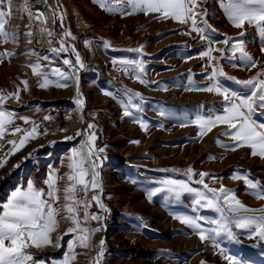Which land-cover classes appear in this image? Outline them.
<instances>
[{
    "label": "rangeland",
    "instance_id": "1",
    "mask_svg": "<svg viewBox=\"0 0 264 264\" xmlns=\"http://www.w3.org/2000/svg\"><path fill=\"white\" fill-rule=\"evenodd\" d=\"M53 1L51 5V0H12L13 13L6 30L17 32L18 39L0 43V53H14L0 62V92L9 96L0 110L13 113L12 122L5 125L7 131L0 138V161L6 160L0 167V205L16 188H26L29 181L47 192L50 173L57 177L60 196L55 204L61 211L57 217L59 226L51 234L53 242L41 248H27L25 251L33 256L27 264H62L72 252L75 259L71 264H96L101 240L105 243L100 264H228L220 248L242 264H264V241L250 238L236 228L233 231L239 242L223 236L201 240L198 230L177 218L203 217L199 222L204 229L215 227L208 221L219 219L220 214L196 205L195 193L177 195L165 190L151 201L148 199L150 190L165 187L162 181L177 180L209 197L212 194L208 188L223 186L248 208H264V199L257 198L243 179L233 178L248 175L264 187V158L251 155L248 146L231 150L234 141L225 135L232 131L227 125L218 124L202 135L196 123L200 118L223 115L227 106L221 95L204 88L218 82L229 91L250 93V89L225 76L213 80L208 76L217 64L226 76L241 81L264 69V38L257 27L245 22L243 28H236L228 20L221 0H198V11L206 16L196 18L207 19L215 29L206 33L214 41L211 47L222 50H214L216 60L209 61L201 56L208 41L192 31L190 23L158 19L157 13L128 14L126 0H120L125 6L124 14L110 13L93 0ZM106 2L115 4L117 0ZM25 3L32 17L42 13L46 22L22 11ZM41 29L54 35L50 37ZM29 31L31 37L26 35ZM66 31L75 39L65 36ZM241 32L245 33L243 37ZM227 37L243 40L245 50L258 66L248 68L239 52L234 57L230 46L234 41H229V45L222 42ZM61 42L68 51H51L59 49ZM105 43L110 46L105 47ZM141 48L140 52L130 51ZM77 53L83 67L77 63ZM44 56L48 59H42ZM65 59L71 64H64ZM125 61L142 62L143 71ZM36 62L41 64L42 75L34 74L30 67ZM56 68L70 78L62 80L51 71ZM45 75L53 83L39 87ZM23 81H27V87ZM56 81L66 86L58 87ZM17 91L19 99L12 98L10 94ZM106 91L113 96L105 95ZM132 93L143 96V101L132 100L140 103L143 111L129 107L133 113L129 117L124 112ZM77 99H82L83 105H78ZM55 115L60 118L58 122ZM136 118L148 125L147 130L134 122ZM252 119L264 123V109L257 108ZM90 124L94 126L91 129ZM34 126L33 137L9 155L13 145L8 141L18 144ZM16 128L22 131L15 132ZM93 132L95 149H103L99 153L100 167L96 169L101 188H90V208L99 220L91 226L79 219L84 228L100 230L90 232L89 247H83L78 237L84 233L68 232L74 225L66 219L69 214L63 205L65 188L71 183L67 177L72 171L69 164L73 149L86 152V142ZM88 167L86 163L85 168ZM189 168L196 175H185ZM200 173L209 174L203 178L204 184L197 182ZM86 180H92L91 171ZM94 196H99L106 211L92 199Z\"/></svg>",
    "mask_w": 264,
    "mask_h": 264
},
{
    "label": "snow or ice",
    "instance_id": "2",
    "mask_svg": "<svg viewBox=\"0 0 264 264\" xmlns=\"http://www.w3.org/2000/svg\"><path fill=\"white\" fill-rule=\"evenodd\" d=\"M102 9L113 13L119 12L124 14L125 6L117 0V3H107L106 0H93ZM126 6L130 11L128 14H134L143 12L145 15L149 13H157L158 19H173L179 23H190L192 31L196 32L202 39L208 41V47L206 51L201 53L202 57H207L209 61H215L216 57L212 55V52L222 51L221 49H213L211 44L214 42L208 35L207 32H215L211 25L208 24L207 19L202 18L197 20V16L204 17L206 13L198 11V0H126ZM221 6L223 7L228 20L236 28H243L245 22L250 25H255L259 31V34L264 38V0H227L226 3L221 0ZM22 11H27L30 18H34L41 22H46L42 13H38L35 17H32L31 10L27 7V3L21 8ZM13 6L12 0H0V43H7L10 39L16 41L18 39V33H9L6 30V26L9 24L10 18L12 17ZM63 15L59 19L63 20ZM55 19V15H53ZM31 27V25H29ZM42 32H47L48 36L54 34L47 30L41 29ZM190 34V33H189ZM27 36L31 37V31L26 33ZM65 36L72 37L70 31L64 33ZM241 37L245 35L244 32L239 34ZM229 41H234L230 46L233 52V56L237 52L240 53V59L248 68H254L258 66V62L245 50L243 40L236 41L233 37H227L222 42L225 45H229ZM31 43V40L28 41ZM105 47H109V43H105ZM53 52L68 51L61 42L59 49H51ZM74 51V48H73ZM130 51H142L141 49H131ZM261 51H264L262 47ZM14 55L12 52L0 53V62L3 57H11ZM42 59L47 60L48 57L44 56ZM77 63H80L79 53L76 54ZM64 64H71V61L65 59ZM124 63L135 64L137 68L143 71V63L138 61H125ZM32 71L36 75H42L41 64L36 62L30 65ZM80 67L83 64L80 63ZM54 73L59 74L62 80H67L68 77L59 68L51 70ZM217 76H225L228 80H233L238 84L243 85L245 88L250 89V93L242 94L235 91H229L228 88L223 87L218 82L213 83L212 86L206 87L203 90L208 92H215L221 95L226 102L223 115H216L214 118L203 119L200 118L196 121L201 129L203 135L206 131H211L212 127L218 124H225L231 129V139L234 141V146L231 150L235 151L237 147L248 146L252 149L251 155L260 156L264 158V123H257L252 119L253 113L257 108L264 109V69H261L256 76L248 80H237L235 77L226 76L222 68H219L218 64L213 65V71L208 76V79L213 80ZM25 87H27V81H23ZM53 81H50L47 76L43 77V81L39 84V87H47ZM78 83V81H77ZM141 83H145L141 80ZM58 87H64L66 85L56 81ZM126 93L130 90L125 89ZM78 96L79 89H77ZM105 95L113 96L112 92L106 91ZM12 98L19 99V92L10 94ZM9 96H5L0 92V105H3L4 101ZM133 99H139L143 101V96L139 93H132L129 96L128 103L125 104V116L132 117L133 113L129 111V107L136 109L138 112H142L143 108L140 103H132ZM78 105H83L82 99H77ZM163 114V113H162ZM25 122H28V118L23 117ZM13 120V113L5 112L0 110V138L3 137L7 128L6 124H10ZM134 122L140 124L141 128L147 130L148 125L140 118H136ZM90 129L93 125L88 126ZM15 132H21L22 129L16 128ZM36 133V127L31 129V132H27L23 137L20 138L19 143L16 141H8L13 145V149L9 155L15 154L21 147L24 146L29 137H32ZM79 134V133H78ZM71 139V137H69ZM96 140L95 133L93 132L86 142L87 151L73 149V156L69 168L72 170L68 174V180L71 182L65 188L64 199L66 203L63 205V210L69 214L66 219H69L74 227L69 228L68 232H81L84 233L78 237L79 244L83 247H89L90 243V232L99 231L96 229L81 228L78 208L82 202L75 199V193L77 186H82V190L87 192L89 188L97 189L101 188L100 173L96 169L100 167L99 153L103 152V149L96 150L94 141ZM138 143V141H134ZM224 146V145H222ZM84 146H82L83 149ZM95 157V159H93ZM5 161H0V167H3ZM89 167L85 168V164ZM91 171L92 180L89 182L86 177ZM175 171V170H173ZM185 175H196L191 168L187 169ZM201 179L197 181L200 184H204V177L208 176V173H200ZM234 179H243L247 184L248 188L253 190V194L259 198L264 199V187L261 186L260 181L250 179L248 175H236ZM48 191L45 192L43 189H39L29 181L26 188H16L11 192L10 196L2 205H0V264H27L28 261L33 260L32 254L25 250L29 247L41 248L51 244V234L56 231L59 226L57 219L61 209L55 206L56 202L59 201L60 196L58 195L59 189L57 187V177L54 173H50L48 180ZM165 185L164 188L157 187L148 192V199L151 201L153 196L157 193L167 190L168 192H174L179 195L181 192L195 193L197 199L194 201L196 205L202 208H211L220 214L219 219L209 220L208 223L214 225L208 229H204L199 222L204 219L203 217H177L181 221L193 229L198 230V234L201 240H207L210 237L215 240L218 237H226L232 241H238L237 233L233 231V228L241 229L245 231L250 238H258L260 241H264V208L251 209L245 206L239 199H237L230 189H226L223 186L219 189L208 188V185H204L208 188V192L212 195L207 196L204 192L189 187L188 183L177 180L162 181ZM98 203L101 209L107 210L103 203L100 202L99 196L92 198ZM87 204L84 205L87 208ZM241 212L245 215H239ZM231 213L232 215H226ZM247 213H252L247 215ZM257 213H261L257 215ZM88 218L85 213V220ZM93 220H99V216L93 215ZM104 240L99 242V253L96 260V264H100V260L104 255ZM215 247H220L219 244H215ZM70 252L72 248L70 246ZM220 253L223 258L228 261V264H242V261L236 256L229 255L224 248H220ZM75 259V253L72 252L70 255H66L62 261V264H71ZM39 264V262H37Z\"/></svg>",
    "mask_w": 264,
    "mask_h": 264
},
{
    "label": "built area",
    "instance_id": "3",
    "mask_svg": "<svg viewBox=\"0 0 264 264\" xmlns=\"http://www.w3.org/2000/svg\"><path fill=\"white\" fill-rule=\"evenodd\" d=\"M58 113H60V111H58ZM55 119L58 122L59 116L55 115ZM33 137V136H32ZM29 139H31V137H29ZM28 139V140H29ZM90 196H91V190L89 188V190L87 192L82 190V186H77V190L75 193V199L77 201L82 202L78 208V213H79V218L84 221L87 222L88 224H90L91 226L97 225L98 220H93L91 217L93 215H95L94 212L91 211L90 208ZM87 204V208L84 207V205ZM85 213H87L88 218L85 220Z\"/></svg>",
    "mask_w": 264,
    "mask_h": 264
},
{
    "label": "bare ground",
    "instance_id": "4",
    "mask_svg": "<svg viewBox=\"0 0 264 264\" xmlns=\"http://www.w3.org/2000/svg\"><path fill=\"white\" fill-rule=\"evenodd\" d=\"M86 224H87V222H86ZM80 226H81L82 228H84L85 224H80ZM89 228H90V227H89Z\"/></svg>",
    "mask_w": 264,
    "mask_h": 264
},
{
    "label": "trees",
    "instance_id": "5",
    "mask_svg": "<svg viewBox=\"0 0 264 264\" xmlns=\"http://www.w3.org/2000/svg\"><path fill=\"white\" fill-rule=\"evenodd\" d=\"M54 1L53 0H51V5H53L54 3H53Z\"/></svg>",
    "mask_w": 264,
    "mask_h": 264
}]
</instances>
